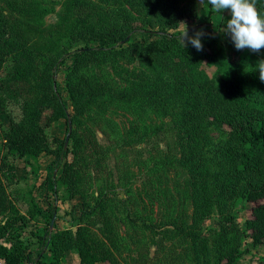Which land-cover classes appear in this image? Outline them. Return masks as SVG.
I'll return each mask as SVG.
<instances>
[{
	"label": "rangeland",
	"instance_id": "rangeland-1",
	"mask_svg": "<svg viewBox=\"0 0 264 264\" xmlns=\"http://www.w3.org/2000/svg\"><path fill=\"white\" fill-rule=\"evenodd\" d=\"M138 2L140 0H14L10 4L0 0V10L12 13L11 19L14 15L21 17L18 25L40 35L42 45L53 47L50 51L40 46L42 55L37 76L28 85L8 86V92L0 90L2 127L7 129L10 121L22 120L21 104L29 98L31 90L47 78L55 50L64 48L66 43L74 44L77 39L72 41L73 34L84 26L105 31L147 29L144 25L147 2ZM159 2L160 22L171 23L192 9L196 18L183 20L179 29L183 32L187 26V32L193 35L197 31L211 34L214 46L223 44L231 52L230 37L224 30L217 31L221 14L214 12L206 0ZM21 27L19 30L23 31ZM65 31L66 37L63 36ZM60 35L64 38L57 42ZM148 41L152 40L144 31L133 34L131 42L145 45L144 48L123 52L116 63L109 64L111 66L93 64L84 72V78L101 94L100 103L86 110L85 139L92 138L102 150L97 158L87 160L83 193L90 201L104 194L113 230L111 240L99 213L89 220L88 229L99 252L108 253L115 264H216L220 254L221 263H225L224 249L235 248L242 253L235 264H262L264 246L253 247L242 231L250 205L244 207L239 189L249 181L231 176L230 167L216 157V151L229 146L226 132L208 125L202 118L195 121L194 126L188 121L186 127L192 131L182 132L179 122L183 104L170 93L175 92L176 85L174 88H181L182 83L200 95V82H217L215 70H201L192 75L176 71L164 65L157 49L146 48ZM73 63L72 57L66 60L55 85L70 110L66 76ZM10 65L8 60L0 79L5 78ZM167 85L172 91L160 94L164 89L167 91ZM107 92L114 93L115 97L107 100ZM127 96L133 100L131 104H127ZM68 126L71 130L70 123ZM65 129V121L61 120L52 124L47 132L64 143L68 138V145L70 132L66 134ZM1 144L0 133V147ZM4 153L2 150L0 155ZM9 161L16 166L18 184L7 190L19 212L26 213L31 190L41 210L56 209L50 225L49 220L37 219L21 234L28 251H33L31 257H37V237L47 228L75 233L78 222L70 213L75 202H57L49 186L44 184L49 169L53 168V158H43L39 175L32 174L23 160L9 156ZM43 259L47 261L48 255ZM63 264H79L76 251L67 252Z\"/></svg>",
	"mask_w": 264,
	"mask_h": 264
},
{
	"label": "trees",
	"instance_id": "trees-1",
	"mask_svg": "<svg viewBox=\"0 0 264 264\" xmlns=\"http://www.w3.org/2000/svg\"><path fill=\"white\" fill-rule=\"evenodd\" d=\"M7 1L11 4L14 0ZM144 2H147L144 23L147 29L132 27L129 31H105L84 26L80 32L73 34V38L69 37L72 41L77 39L74 44L66 43L64 48L55 50L47 68V78L39 83L38 88L32 89L29 98L21 104L22 120L10 121L7 129L0 122V152L5 151L0 155V264H63L65 254L69 251H76L79 264H115L108 253L99 252L97 242L88 229L89 220L99 213L105 220L108 236L112 240L113 230L104 194L98 200L90 201L88 195L83 193L84 174L89 166L87 160L89 157L97 158L102 150L92 138L85 139L86 110L100 103L101 94L84 78V72L93 64H114L123 52L144 48L145 45L131 42L132 35L142 31L152 40L146 42V48L157 49L164 65L191 75L201 70H215L217 82H200V95L182 83L179 84L181 88H174L177 85L173 87L175 92L170 93L183 104L179 129L185 134L190 133L192 129L186 127L187 122L191 121L194 126L195 121L202 118L208 125L226 132L229 146L216 151V157L230 167L231 176L249 181L248 185L239 189L244 207L250 205L242 231L253 247L264 246V82L260 81L255 67L257 61L264 59V49L259 53L248 49L238 51L231 41L229 52L223 44L214 46L213 35L205 33L201 37L203 51H197L191 44L184 48L180 39L183 32L179 28L183 20L196 18L195 11L191 9L166 24L159 21V0ZM256 7L258 13L264 16V0H256ZM220 14L217 31L223 30V24L230 19L228 11ZM11 15L9 11L0 10V73L6 62H11L5 78L0 79L2 92H8L9 87L17 84L28 85L36 78L42 55L40 46H44L40 35L18 25L22 21L21 17L14 15V19H11ZM20 27L24 32L19 30ZM27 31L28 35L25 33ZM63 34L66 37L68 33L65 31ZM188 35L194 36L191 33ZM63 36L60 35L57 42H61ZM97 43L99 45L94 47ZM44 48L53 51L51 45ZM70 57L74 58V63L66 76V89L71 110L64 105L55 88L57 74ZM151 58H154L153 53ZM167 87V91L164 89L160 94L172 91L171 86ZM106 94L107 100L115 97L114 93ZM125 98L127 104L133 102L130 97ZM0 108L3 109L1 97ZM47 111L50 113L45 116ZM60 120L65 121V133L70 132L67 147H64L63 140L47 132L53 123ZM9 156L23 160L35 174L38 171L40 173V162L44 157L53 158V169L47 173L44 184L49 186L57 202H75L70 211L78 222L75 233L50 231L47 228L42 236L37 237V257H31L33 251H28L21 234L37 219L49 220L50 225L56 209L41 210L31 190L26 213L19 212L7 190L18 184L16 166L10 163ZM223 253L225 263H221L220 254L216 264H235L238 257L242 256L241 251L235 248L224 249ZM45 255H48L47 261L43 259ZM260 262L264 264V259Z\"/></svg>",
	"mask_w": 264,
	"mask_h": 264
},
{
	"label": "clouds",
	"instance_id": "clouds-1",
	"mask_svg": "<svg viewBox=\"0 0 264 264\" xmlns=\"http://www.w3.org/2000/svg\"><path fill=\"white\" fill-rule=\"evenodd\" d=\"M206 2L216 13L224 11L230 13V19L223 24V30L230 37L236 50L248 49L253 53H259L264 49V16L258 13L256 0H206ZM203 35V31H197L194 36H189L186 26L180 39L184 48L191 44L197 51H203L201 42ZM255 67L259 72L260 81L264 82V59L257 61Z\"/></svg>",
	"mask_w": 264,
	"mask_h": 264
},
{
	"label": "crops",
	"instance_id": "crops-1",
	"mask_svg": "<svg viewBox=\"0 0 264 264\" xmlns=\"http://www.w3.org/2000/svg\"><path fill=\"white\" fill-rule=\"evenodd\" d=\"M61 121V120H60ZM60 121H58V122H60ZM58 122H55V123H58ZM55 123H53V124H55ZM56 127V126H55ZM49 156H46V158H48ZM42 161H43V159L41 160V162H40V166H41V163H42ZM53 169V168H52ZM52 169H49V171L50 170H52ZM40 170H41V168H40ZM33 174V173H32ZM35 176V175H34ZM36 177V176H35ZM33 195H34V193H33ZM35 196V195H34Z\"/></svg>",
	"mask_w": 264,
	"mask_h": 264
},
{
	"label": "water",
	"instance_id": "water-1",
	"mask_svg": "<svg viewBox=\"0 0 264 264\" xmlns=\"http://www.w3.org/2000/svg\"><path fill=\"white\" fill-rule=\"evenodd\" d=\"M67 140H68V138L66 139V141L64 143V147H67ZM53 220H54V217H53ZM51 227H52V223H51Z\"/></svg>",
	"mask_w": 264,
	"mask_h": 264
}]
</instances>
